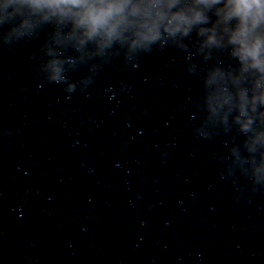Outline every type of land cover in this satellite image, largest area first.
Here are the masks:
<instances>
[{"label": "water", "instance_id": "water-1", "mask_svg": "<svg viewBox=\"0 0 264 264\" xmlns=\"http://www.w3.org/2000/svg\"><path fill=\"white\" fill-rule=\"evenodd\" d=\"M53 32L0 27V264H264V187L195 134L181 54L67 93L39 71Z\"/></svg>", "mask_w": 264, "mask_h": 264}, {"label": "clouds", "instance_id": "clouds-1", "mask_svg": "<svg viewBox=\"0 0 264 264\" xmlns=\"http://www.w3.org/2000/svg\"><path fill=\"white\" fill-rule=\"evenodd\" d=\"M44 25L54 32L39 71L67 93L84 91L116 58L135 68L155 52L181 54L199 82L188 98L195 134L226 136L218 159L228 174L264 187V0H0L5 39ZM80 65L90 71L71 79L68 68Z\"/></svg>", "mask_w": 264, "mask_h": 264}]
</instances>
